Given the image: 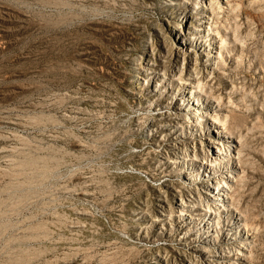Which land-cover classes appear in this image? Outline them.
Listing matches in <instances>:
<instances>
[{
	"label": "rangeland",
	"instance_id": "rangeland-1",
	"mask_svg": "<svg viewBox=\"0 0 264 264\" xmlns=\"http://www.w3.org/2000/svg\"><path fill=\"white\" fill-rule=\"evenodd\" d=\"M0 264H264V0H0Z\"/></svg>",
	"mask_w": 264,
	"mask_h": 264
}]
</instances>
